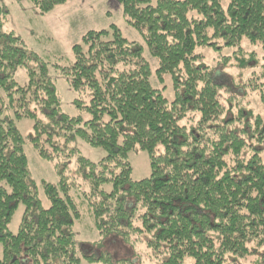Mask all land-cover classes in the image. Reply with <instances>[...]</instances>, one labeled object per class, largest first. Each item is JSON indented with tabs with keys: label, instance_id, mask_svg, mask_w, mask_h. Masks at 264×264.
<instances>
[{
	"label": "trees",
	"instance_id": "trees-1",
	"mask_svg": "<svg viewBox=\"0 0 264 264\" xmlns=\"http://www.w3.org/2000/svg\"><path fill=\"white\" fill-rule=\"evenodd\" d=\"M32 1L45 15L72 0ZM118 1L144 45L111 24L87 31L73 45V58L57 54L53 61L4 30L10 10L0 4V264H143L108 251L81 252L76 189L102 236L130 241L152 234L148 244L162 255L159 264H228L230 255L245 257L253 244H264V120L234 104V91L197 52L239 48L243 56H223L225 66L235 55L242 71L236 84L261 91L263 81H241L255 54L246 58L242 42L264 48V0ZM146 48L158 60L155 72ZM19 68L28 75L24 85L15 78ZM54 73L89 118L64 112ZM154 73L162 83L171 79V101L152 84ZM22 119L33 120L31 134L18 127ZM77 140L105 156L85 157ZM27 143L58 173V183L43 182L48 207L32 177ZM136 147L148 153L151 167L140 180L129 160Z\"/></svg>",
	"mask_w": 264,
	"mask_h": 264
},
{
	"label": "rangeland",
	"instance_id": "rangeland-1",
	"mask_svg": "<svg viewBox=\"0 0 264 264\" xmlns=\"http://www.w3.org/2000/svg\"><path fill=\"white\" fill-rule=\"evenodd\" d=\"M0 4H5L10 10L4 30L14 31L21 36L28 48L36 51L49 61L55 60L57 54H61L65 60L73 58V45L79 43L87 31L107 29L111 24H116L128 40L144 45V40L140 33L126 22L122 5L118 0H72L58 6L45 15H41L38 12L32 0H0ZM242 47L246 58H249L251 53L255 54L254 59L250 61V65L253 66L244 71L241 81H248L253 77L252 83L264 82V76L261 77L264 72V48L262 49L260 44H251L246 39L242 42ZM238 50L239 48L234 47L218 50H214L212 47H200L197 52L202 53L204 61L215 68L218 81L229 85L234 91L236 94V97L233 98L234 104L238 108L248 112L251 111L253 115L260 114L264 120V101L259 95L260 92L264 93V84L260 85L262 87L261 91L259 87L253 90L250 86L243 88L241 82L236 84V81H240L239 73L242 71L239 66H236L235 55L228 62V66H225L223 56H228L235 52L238 56L240 54L237 53ZM145 56L149 59L155 72L158 68V60L150 55L147 48ZM241 56L243 54L239 55V57ZM64 59V63L67 62ZM54 76L56 88L62 99L64 112L72 116L82 114L85 118H89L90 115L88 113L79 110L74 105L75 94L69 83L59 74L54 73ZM15 78L19 84H26L28 82L26 69L19 68ZM151 81L155 87L165 88L164 94L169 101L174 98L171 79L168 76L165 82L162 83L156 73H154ZM243 89H245L247 94L244 93ZM227 94L224 93V95ZM251 118L253 119V117ZM17 125L24 135H29L33 132V120L31 119L19 120ZM74 145L79 148L85 157L96 162L106 154L102 148L93 147L82 140H77ZM25 152L28 156L30 170L39 196L44 206L48 207L49 200L45 194L43 182L58 183L59 177L54 163L42 159L30 143L25 145ZM129 160L133 167L132 176L134 180L150 176L151 167L146 151L136 147L129 153ZM74 170L75 159L70 163L68 174H71ZM72 196L82 213L81 219L75 223L82 253L99 255L103 251H108L114 259L130 257L138 263L159 264L162 255L148 244V241L152 239V234L146 232L134 234L131 236L130 241H126L123 236L118 234L102 236L94 226V222L88 212L89 209L86 203L83 202V195L76 189L72 191ZM23 212L24 206L20 205L10 223V230L13 232L18 231ZM252 247L254 248L253 253L245 257L239 258L230 255L228 264H264V244L260 246L253 244ZM1 253L2 245L0 244ZM83 264L90 263L84 262Z\"/></svg>",
	"mask_w": 264,
	"mask_h": 264
}]
</instances>
